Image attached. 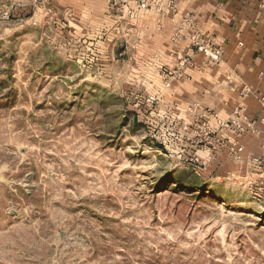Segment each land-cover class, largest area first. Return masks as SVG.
Returning <instances> with one entry per match:
<instances>
[{"label":"rangeland","instance_id":"obj_1","mask_svg":"<svg viewBox=\"0 0 264 264\" xmlns=\"http://www.w3.org/2000/svg\"><path fill=\"white\" fill-rule=\"evenodd\" d=\"M66 1L0 0V264H264L247 166Z\"/></svg>","mask_w":264,"mask_h":264},{"label":"crops","instance_id":"obj_2","mask_svg":"<svg viewBox=\"0 0 264 264\" xmlns=\"http://www.w3.org/2000/svg\"><path fill=\"white\" fill-rule=\"evenodd\" d=\"M66 2L87 38L97 37L99 43L112 39L119 53L116 62L144 66L154 75L158 67L176 69L179 58H188L191 66L185 68V76L170 87L163 85L162 101L191 116L199 109L216 113L214 130L229 142L242 144L244 151L236 163L251 173L248 159L264 155V133L260 129L259 134L240 139L220 123H227L240 106L250 119L259 116L257 97L264 96V0H174V10L165 4L162 11L137 10L123 20L106 0ZM187 15L193 17V26L180 35L178 28ZM195 34L222 50L219 64L208 66L205 57L194 52L190 38Z\"/></svg>","mask_w":264,"mask_h":264},{"label":"built area","instance_id":"obj_3","mask_svg":"<svg viewBox=\"0 0 264 264\" xmlns=\"http://www.w3.org/2000/svg\"><path fill=\"white\" fill-rule=\"evenodd\" d=\"M109 7L113 8L116 16L123 20L125 18H131L137 10L156 9L162 11L166 4L168 10H174V0H106ZM193 26V17L187 15L183 20L178 33L184 34V31L188 27ZM191 42L194 52L201 54L205 57V64L216 65L222 60V50L216 46L210 39L201 37L198 34L191 36ZM179 67L176 69L165 67L162 75L165 80L170 81L182 79L185 76V68L191 66V62L188 58H179ZM260 112L256 119H250L245 107H236L232 111V115L227 123H220V127L227 128L236 138L246 137L248 134H259L261 129L264 133V96L257 97ZM149 102H154L155 97H150ZM198 111V108L195 111ZM196 113V112H195ZM196 127L201 134H199V142L208 149H216L219 147H225L228 150L230 157L233 159H240L241 154L244 151L242 144L235 140L229 142L228 140L220 139V135L216 132L212 126V121H219V117L216 113L209 109H199L195 114ZM260 126V127H259ZM248 167L251 170L252 176L255 180V189L261 191L264 194V155L263 156H251L248 159Z\"/></svg>","mask_w":264,"mask_h":264}]
</instances>
